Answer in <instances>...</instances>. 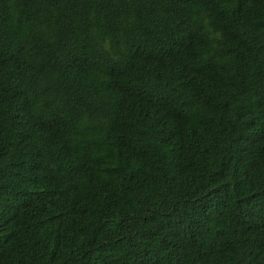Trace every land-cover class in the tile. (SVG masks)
I'll list each match as a JSON object with an SVG mask.
<instances>
[{
  "label": "trees",
  "instance_id": "trees-1",
  "mask_svg": "<svg viewBox=\"0 0 264 264\" xmlns=\"http://www.w3.org/2000/svg\"><path fill=\"white\" fill-rule=\"evenodd\" d=\"M0 264H264V0H0Z\"/></svg>",
  "mask_w": 264,
  "mask_h": 264
}]
</instances>
